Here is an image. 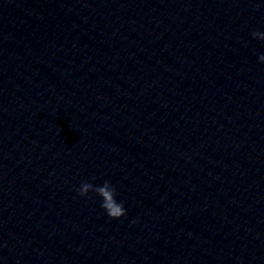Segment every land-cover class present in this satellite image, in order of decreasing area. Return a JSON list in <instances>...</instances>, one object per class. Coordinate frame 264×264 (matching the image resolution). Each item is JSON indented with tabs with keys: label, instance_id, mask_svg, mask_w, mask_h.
Instances as JSON below:
<instances>
[{
	"label": "clouds",
	"instance_id": "obj_1",
	"mask_svg": "<svg viewBox=\"0 0 264 264\" xmlns=\"http://www.w3.org/2000/svg\"><path fill=\"white\" fill-rule=\"evenodd\" d=\"M253 37L264 41V33L254 31ZM261 61H264V55L259 57ZM95 192L102 198L101 207L106 211L107 215L113 219H118L124 216L125 209L123 203L118 202L116 197V189L109 182H105L102 186H94L92 183H82L78 189L80 196H87L89 192Z\"/></svg>",
	"mask_w": 264,
	"mask_h": 264
}]
</instances>
